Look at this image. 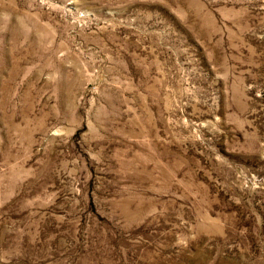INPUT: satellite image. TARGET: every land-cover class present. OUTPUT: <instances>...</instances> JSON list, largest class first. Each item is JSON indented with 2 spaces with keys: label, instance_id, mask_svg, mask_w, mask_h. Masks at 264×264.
I'll list each match as a JSON object with an SVG mask.
<instances>
[{
  "label": "rangeland",
  "instance_id": "374dc122",
  "mask_svg": "<svg viewBox=\"0 0 264 264\" xmlns=\"http://www.w3.org/2000/svg\"><path fill=\"white\" fill-rule=\"evenodd\" d=\"M0 264H264V0H0Z\"/></svg>",
  "mask_w": 264,
  "mask_h": 264
},
{
  "label": "bare ground",
  "instance_id": "6f19581e",
  "mask_svg": "<svg viewBox=\"0 0 264 264\" xmlns=\"http://www.w3.org/2000/svg\"><path fill=\"white\" fill-rule=\"evenodd\" d=\"M197 6V5H196ZM213 24V23H212Z\"/></svg>",
  "mask_w": 264,
  "mask_h": 264
}]
</instances>
